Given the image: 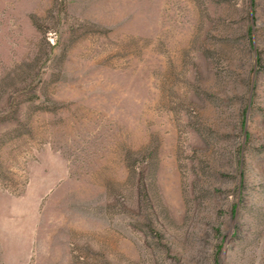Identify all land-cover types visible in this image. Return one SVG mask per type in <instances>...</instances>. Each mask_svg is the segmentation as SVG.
<instances>
[{
	"label": "rangeland",
	"instance_id": "374dc122",
	"mask_svg": "<svg viewBox=\"0 0 264 264\" xmlns=\"http://www.w3.org/2000/svg\"><path fill=\"white\" fill-rule=\"evenodd\" d=\"M0 264H264V0H0Z\"/></svg>",
	"mask_w": 264,
	"mask_h": 264
}]
</instances>
